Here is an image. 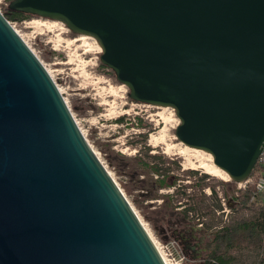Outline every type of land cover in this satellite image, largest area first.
<instances>
[{
  "label": "water",
  "instance_id": "obj_1",
  "mask_svg": "<svg viewBox=\"0 0 264 264\" xmlns=\"http://www.w3.org/2000/svg\"><path fill=\"white\" fill-rule=\"evenodd\" d=\"M93 36L136 102L246 180L264 150V0H13ZM0 264H164L58 85L0 11Z\"/></svg>",
  "mask_w": 264,
  "mask_h": 264
},
{
  "label": "rangeland",
  "instance_id": "obj_2",
  "mask_svg": "<svg viewBox=\"0 0 264 264\" xmlns=\"http://www.w3.org/2000/svg\"><path fill=\"white\" fill-rule=\"evenodd\" d=\"M12 1L3 5L2 11ZM33 20L58 22L43 17ZM33 20L8 22L24 36L36 57L51 71L86 140L140 220L154 240L166 243L175 239L184 250L188 264L200 263L208 252L215 230L207 228L206 223H210L208 218L203 219L206 223L202 227L197 225L196 220L184 216L185 201L175 194V187L157 188V177L143 164L148 161L145 146L150 147L151 154H162L180 164L179 170L171 165L172 170L166 180L173 183L179 178L177 184L192 186L188 189L191 194L198 191L194 185L197 179L208 174L210 178L204 182L210 186L216 185V190L223 195L225 193L224 196L234 206L232 198L237 192V184L230 178L226 181L205 172L198 167L200 163L195 157L187 160L177 152H166L168 144L180 142L176 135V128L180 124L176 111L168 107L165 117L170 118L171 122L166 124L164 117L159 116L165 106L132 101L128 87L118 80L114 71L101 65V53L96 41H89L92 50L87 51V46L82 42H72L74 36L65 24L58 22L59 25L51 31L45 27H31L29 23ZM120 117L124 118V123H117ZM143 134L148 137L144 139ZM164 135L166 141L162 142ZM189 162H193L197 169H188ZM189 170H195L198 174L188 175L186 172ZM207 185L204 192L210 196L206 192L211 190ZM238 211L236 208L230 209L228 218L239 214ZM219 216L224 222L229 221L225 219V213ZM232 264H264V248L235 251Z\"/></svg>",
  "mask_w": 264,
  "mask_h": 264
},
{
  "label": "trees",
  "instance_id": "obj_3",
  "mask_svg": "<svg viewBox=\"0 0 264 264\" xmlns=\"http://www.w3.org/2000/svg\"><path fill=\"white\" fill-rule=\"evenodd\" d=\"M2 12L9 21H30L35 18L42 19L38 15L18 11L10 7L4 9ZM69 31L74 38L78 36L71 30ZM101 65L109 68L102 62ZM131 100L134 101L133 99ZM116 121L117 123L125 122L123 117L118 118ZM139 121L140 123L142 122L141 119ZM146 126L142 125V127ZM143 136L144 139L148 137L147 134H143ZM145 149L148 161L143 162V164L157 177V182H159L157 188L175 187V194L185 201L184 216L196 220L197 225L202 224V227L206 223V220L203 219L208 218L210 223H206L207 228L212 227L215 230L213 239L208 245V252L206 250V256L198 264H232L235 251L264 248V202L261 195L256 194L254 184L259 176L264 175L263 157L259 159L251 173L254 182L246 190H238V195H233L232 202L235 205L232 206L230 204V209H238L239 214L232 215L228 222H224L217 214V212L223 210V206L218 196L216 185L210 186L204 182L210 178L208 174L201 175L197 179L194 185L198 191H194L191 194L188 192V189L192 186L177 184V181L180 180L179 178L175 179L173 183H168L166 180L172 170L171 165L176 170H179L181 169L180 164L175 160H168L162 154H151L150 152L152 150L149 146H145ZM186 173L191 176L198 174L195 170H189ZM206 185L211 189L212 194L210 196H207L204 192ZM253 197L255 198L252 200ZM243 212L248 214H241ZM221 214L224 215V213Z\"/></svg>",
  "mask_w": 264,
  "mask_h": 264
},
{
  "label": "bare ground",
  "instance_id": "obj_4",
  "mask_svg": "<svg viewBox=\"0 0 264 264\" xmlns=\"http://www.w3.org/2000/svg\"><path fill=\"white\" fill-rule=\"evenodd\" d=\"M50 21V20H49ZM59 22V21H58ZM56 22V21H53V22H48V21H42V20H33L32 22L29 23V25L31 27H34V28H40V27H45L49 30H53L56 28V25H59V23ZM12 28L14 29V31L20 36V38H22V40L26 43V45L30 48V46L27 44V41L24 39V36L18 31L16 30L13 26ZM68 28V27H67ZM66 29V28H65ZM63 30V29H62ZM68 30V29H67ZM69 31V30H68ZM64 32V30L62 31V33ZM93 41L95 42L96 39L91 36V35H79L77 37L74 38V40H72L73 43H77V42H82L84 45L87 46V51H90L92 50L90 47L91 45H89V41ZM71 43V42H70ZM97 43V41H96ZM98 46V49H99V53H100V50H101V47L99 46V44L97 45ZM96 48V47H94ZM32 51V50H31ZM33 52V51H32ZM34 53V52H33ZM36 56V55H35ZM39 58V57H38ZM43 65V64H42ZM44 66V65H43ZM45 68V67H44ZM46 69V68H45ZM47 72L52 76L51 74V71L48 69H46ZM53 77V76H52ZM55 81V80H54ZM62 92V91H61ZM113 92V91H112ZM113 94L115 95V93L113 92ZM158 106V105H157ZM162 111L160 112V115L159 116H163L164 119L163 121L166 123V124H169L171 122V119L168 118V117H165V112L166 110L168 109V107H162ZM165 128H163V131L165 132ZM163 132V133H164ZM154 139V138H153ZM152 139V140H153ZM157 140V139H156ZM160 140V139H159ZM162 142H165L166 141V137L164 135V137L161 139ZM154 141V140H153ZM158 141V140H157ZM168 144V143H167ZM177 152V154H179L180 156L182 157H185L187 160H189V158L191 157H195L199 160V168L201 167V169H203L205 172L209 173V174H212L216 177H219L221 179H224L226 181H229V178L230 176L228 175L227 172H225L224 170H222L221 168H219L217 165H215L214 163V158L212 156V154H210L209 152L205 151V150H201V149H196V148H192V147H189L187 145H185L184 143L182 142H178V143H170L167 145L166 147V152ZM167 152V153H168ZM96 154V152H95ZM97 156V154H96ZM98 157V156H97ZM189 167L188 169H197V166L193 163V162H189L188 163ZM109 172V171H108ZM110 174V173H109ZM111 175V174H110ZM112 177V176H111ZM231 180V179H230ZM143 223V222H142ZM144 225V223H143ZM145 227V225H144ZM145 229L147 230L150 238L152 239V235L149 233L148 229L145 227ZM154 241V239H152V242ZM154 246L156 248V250L158 251L159 255L161 256L164 264H168L167 261L165 260L162 252L160 251L159 247L157 246L156 242L154 241Z\"/></svg>",
  "mask_w": 264,
  "mask_h": 264
},
{
  "label": "built area",
  "instance_id": "obj_5",
  "mask_svg": "<svg viewBox=\"0 0 264 264\" xmlns=\"http://www.w3.org/2000/svg\"><path fill=\"white\" fill-rule=\"evenodd\" d=\"M9 1L10 0H0V11H2L3 5H8ZM97 43H98V41H97ZM99 46H100V44H99ZM96 47H98V46H96ZM102 50L103 49L101 48L100 53ZM261 157L264 158V150H263ZM230 181H232V180H230ZM252 182H254V180L252 179L251 175L246 180H243L240 182H235L237 184V192H238V190H241V189L246 190ZM254 184H255L256 194L261 195L263 202H264V175L259 176L255 180ZM206 192L208 193V195L212 194L211 190H209V189L206 190ZM237 192H236V195H238ZM217 193H218V196H219L221 203H222V206H223V210L221 212H217V214L220 215L221 213H225L226 214L225 219H227V221H228L229 220L228 214L230 212V208H229L230 203H229L228 199L223 195L222 192L217 190ZM254 198L255 197H253L252 200ZM199 225L202 226V224H199ZM152 239H154V238H152ZM154 241L156 242L157 246L159 247L160 251L162 252V254H163V256H164V258L168 264H186V262L188 260L187 256L185 255L184 250L182 249L181 245L179 244V242L177 240L174 239V240H171V241L166 242V243H160L156 240H154Z\"/></svg>",
  "mask_w": 264,
  "mask_h": 264
},
{
  "label": "crops",
  "instance_id": "obj_6",
  "mask_svg": "<svg viewBox=\"0 0 264 264\" xmlns=\"http://www.w3.org/2000/svg\"><path fill=\"white\" fill-rule=\"evenodd\" d=\"M186 264H188V262Z\"/></svg>",
  "mask_w": 264,
  "mask_h": 264
},
{
  "label": "flooded vegetation",
  "instance_id": "obj_7",
  "mask_svg": "<svg viewBox=\"0 0 264 264\" xmlns=\"http://www.w3.org/2000/svg\"><path fill=\"white\" fill-rule=\"evenodd\" d=\"M68 30H70V29L68 28Z\"/></svg>",
  "mask_w": 264,
  "mask_h": 264
}]
</instances>
